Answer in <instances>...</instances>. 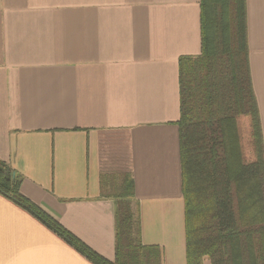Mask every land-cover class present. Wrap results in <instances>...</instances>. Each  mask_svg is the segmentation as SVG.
<instances>
[{"label": "crops", "instance_id": "0c3cea01", "mask_svg": "<svg viewBox=\"0 0 264 264\" xmlns=\"http://www.w3.org/2000/svg\"><path fill=\"white\" fill-rule=\"evenodd\" d=\"M201 7L0 0V160L26 199L109 261L128 194L142 244L187 264L179 73L202 53ZM245 18L264 140V0H246ZM0 264L93 263L0 195Z\"/></svg>", "mask_w": 264, "mask_h": 264}, {"label": "trees", "instance_id": "16d2710c", "mask_svg": "<svg viewBox=\"0 0 264 264\" xmlns=\"http://www.w3.org/2000/svg\"><path fill=\"white\" fill-rule=\"evenodd\" d=\"M201 6L202 53L181 57L179 73L186 260L187 264H205L207 259L211 264H264V140L250 71L246 0H201ZM243 118L249 122L250 156L244 150ZM21 187L22 178L0 160V195L91 263L132 264L133 248L140 252L141 264H161L159 250L140 240L130 195L118 197L117 250L115 260L109 261L26 199Z\"/></svg>", "mask_w": 264, "mask_h": 264}, {"label": "rangeland", "instance_id": "374dc122", "mask_svg": "<svg viewBox=\"0 0 264 264\" xmlns=\"http://www.w3.org/2000/svg\"><path fill=\"white\" fill-rule=\"evenodd\" d=\"M240 126H241L242 139L244 141V150L246 151L247 156H250L252 148L251 145H249L250 128H249L248 120L246 118L241 119ZM124 237L125 235L122 234L121 238L124 239ZM124 253L126 252L123 251V254ZM129 253L131 254L132 264H141L140 252L138 250L132 248L129 251Z\"/></svg>", "mask_w": 264, "mask_h": 264}]
</instances>
